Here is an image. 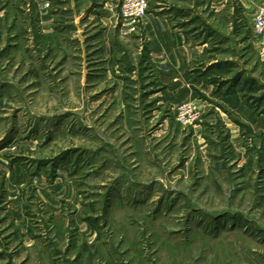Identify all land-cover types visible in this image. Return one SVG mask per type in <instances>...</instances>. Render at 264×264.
I'll list each match as a JSON object with an SVG mask.
<instances>
[{"label":"rangeland","instance_id":"374dc122","mask_svg":"<svg viewBox=\"0 0 264 264\" xmlns=\"http://www.w3.org/2000/svg\"><path fill=\"white\" fill-rule=\"evenodd\" d=\"M121 4L0 0V264H264V0Z\"/></svg>","mask_w":264,"mask_h":264},{"label":"crops","instance_id":"0c3cea01","mask_svg":"<svg viewBox=\"0 0 264 264\" xmlns=\"http://www.w3.org/2000/svg\"><path fill=\"white\" fill-rule=\"evenodd\" d=\"M149 1V0H148ZM146 30L150 39V56L151 61L165 70L170 71V75L165 79L170 81L179 80V68L183 55L182 48L190 46L191 39L184 31L175 28L158 15L150 13L146 20ZM185 79V77H183Z\"/></svg>","mask_w":264,"mask_h":264},{"label":"built area","instance_id":"2783aa9c","mask_svg":"<svg viewBox=\"0 0 264 264\" xmlns=\"http://www.w3.org/2000/svg\"><path fill=\"white\" fill-rule=\"evenodd\" d=\"M149 11L148 0H122L120 16L124 20L140 21ZM251 29L257 36H264V6L260 7L255 15ZM201 114L199 104L196 101H189L180 104L175 108V117L178 123L183 126H192Z\"/></svg>","mask_w":264,"mask_h":264}]
</instances>
